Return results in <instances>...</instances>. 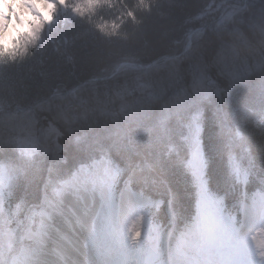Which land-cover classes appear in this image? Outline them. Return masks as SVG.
Listing matches in <instances>:
<instances>
[{"label":"trees","instance_id":"obj_1","mask_svg":"<svg viewBox=\"0 0 264 264\" xmlns=\"http://www.w3.org/2000/svg\"><path fill=\"white\" fill-rule=\"evenodd\" d=\"M244 1L66 0L64 7L55 6L51 26L43 24L42 30L13 40L9 48L1 47L0 103L7 108L37 103L21 123L18 111L1 113L0 136L26 126L28 114L35 129L36 114L43 115L42 124L52 120L61 129L67 161L48 171L40 153L21 159L13 151L2 152L18 171L10 196L12 206L20 209L18 216L40 201L47 173L48 188L50 182L65 179L83 157L89 161L98 151L124 169L135 193L162 202L170 199L177 232L186 230L201 191L196 176L184 165L186 150L181 142L197 111L209 161V193L236 215L244 198L250 206V196L264 190V0H248L245 7L229 8L219 18L226 5ZM197 28L201 29L192 45L178 59L122 70L109 80L81 87L76 99L52 97L105 76L123 62L146 65L180 54ZM232 58H240L239 68L232 67ZM208 74L223 88L220 96L207 83ZM201 80L207 91L200 95ZM140 82L152 86V96L126 107L120 118L99 108L65 122L63 113L68 109L96 101L112 87L122 92ZM171 104L180 112L166 116ZM182 111L188 113L181 115ZM232 157L242 174L247 172L246 181H238L231 171ZM146 220L139 234L162 233L169 227L163 206L149 212Z\"/></svg>","mask_w":264,"mask_h":264},{"label":"rangeland","instance_id":"obj_2","mask_svg":"<svg viewBox=\"0 0 264 264\" xmlns=\"http://www.w3.org/2000/svg\"><path fill=\"white\" fill-rule=\"evenodd\" d=\"M60 1V3H64L65 0H57ZM47 9H46V15H41L36 12H33L35 19H31L27 21V27L28 31H23L21 28H17L16 36L13 37V33L9 34L4 39L0 40V48L1 47H10V44L13 40H18L22 36H28L29 34L35 32L38 30L37 21L39 23L44 24L46 26H51L52 21V10H53V1L52 0H45ZM60 6V4H59ZM224 9H222L223 11ZM23 21V20H22ZM24 24V21L22 22V25ZM238 59V58H236ZM222 63L227 66V61L221 58ZM187 114L188 111L184 112L182 111L180 114ZM29 115L28 122L26 126H24L23 129H29L31 128L33 122L32 115ZM191 119L189 120L190 124L182 135V140H186L187 146L189 147V156H188V168L192 171L200 169L202 165V156L200 154V150L198 148V138H197V131L198 127L196 126V121L194 118L198 116V111L195 112L193 115H191ZM139 119H141L139 117ZM177 119L179 120L178 116ZM177 119H175V123L177 122ZM20 127V126H19ZM17 127V129L19 128ZM54 126H42L40 125L39 128V134L43 131L45 132L48 128H51ZM191 127V134H188L189 128ZM58 130V143L61 146L60 137L62 136V133L59 129ZM42 131V132H41ZM175 129L171 130V133L173 134ZM88 134L81 135L84 139H86ZM197 140V143H196ZM184 142V141H182ZM7 143L3 138L0 137V148H4ZM22 145L27 146L29 145V142L24 141L22 142ZM61 150V147H60ZM27 151V150H22ZM29 151V150H28ZM32 151V149H31ZM29 152H25V154H29ZM60 152V151H59ZM58 152V153H59ZM96 168H94V171L86 170L84 168L81 169V172L78 174L73 175L71 178L63 179L60 182H55L50 184V188L55 191L56 194H60V197L64 198V195L67 192V189H70L71 187H82V186H89V187H99L104 186L105 190H109V184L112 182V178H114L116 171L113 170V166L111 167L110 163L108 161L100 160L99 163L94 165ZM100 167V168H98ZM98 169H100L98 171ZM233 171L235 174H238V177H242V170L237 166H232ZM84 171V172H82ZM244 179L247 178L246 171L243 176ZM69 180V181H68ZM7 178L5 175L4 167L0 165V188L2 186H6ZM59 185L61 188L59 190ZM83 188V187H82ZM72 190V188L70 189ZM12 191V187L9 189H5L3 193H0V264H4L6 261V264H64L61 261L60 255H58L55 251L50 250V248L44 244L46 242L42 241V238H44V231H46V228L44 227V220L47 216H51V213H48L47 210H45L44 207H36V209H29L28 210V223L32 224L33 221L31 220V214L33 213L34 217H38L37 221V232H36V240L38 243V251L33 252L32 254H29L30 249L35 246L34 238L31 236V234H26L27 237V244L29 245L24 248L23 247V241L21 236L23 235L22 229L24 224H21V220H19L18 214L19 207L18 206H12L10 203V194ZM64 192V193H63ZM110 193V192H109ZM106 197V196H105ZM134 198V195L131 193H127L124 198V217L123 222L125 225H130L131 229L134 224V218L136 216V213L139 212L140 208L136 203L131 202V200ZM110 203L107 201V204L109 206V212L105 213L100 217L99 221L95 223L92 226L91 230V242L98 247L102 252V264H136L138 260L136 259V255H131V241H130V235L133 234L131 230L128 228V232H125L123 230V225H118V215H121V212H118V210L114 209V203L111 200V195L109 194ZM128 200V203H127ZM260 200V199H259ZM259 207L256 206L255 209L253 208V213L251 212L253 216V229L252 232H249L247 235L243 232L244 235H242V239L240 241L234 240L235 234H229L230 240L233 242V246L237 247L236 249V255L238 254V257H234L232 259H228V257L225 259L224 257L220 259V263L217 261L216 264H264V219L259 221V218H257ZM123 210V209H122ZM45 213L46 216H45ZM126 213V214H125ZM255 214V216L253 215ZM219 218L218 211L214 209L210 203L208 198L200 199L196 205L195 213L193 215L192 221L190 222V226L188 229V232H186L188 235L186 237L179 238V245L177 247H173V262L176 264H194V261L192 259L193 255H209L212 254V245H229L230 240H226L223 235H228L227 233L230 231V233L233 231V228H225L220 227L219 224L215 223L217 219ZM246 218L249 221V217L246 214ZM220 219V218H219ZM221 220V219H220ZM248 224V222H247ZM251 224V225H252ZM219 225V226H218ZM240 227V225H239ZM225 230V231H224ZM238 231L237 229L234 230ZM128 234V235H125ZM40 235V236H39ZM34 236V234H33ZM127 237V238H125ZM233 237V238H232ZM70 246L73 249H77L79 252H84V246L87 244L83 242L84 244L75 243L74 240L70 239ZM164 247L166 246V239L163 240ZM246 252L248 253V260L246 262H243L239 259V253H242L240 248H244ZM12 250L10 252L11 257L8 260H6V256L4 255L5 250ZM218 250H216L217 252ZM9 254V255H10ZM86 258V255L83 256ZM201 258V256H200ZM218 255L216 253L215 259L217 260ZM242 259V258H241ZM215 264V263H211Z\"/></svg>","mask_w":264,"mask_h":264},{"label":"bare ground","instance_id":"obj_3","mask_svg":"<svg viewBox=\"0 0 264 264\" xmlns=\"http://www.w3.org/2000/svg\"><path fill=\"white\" fill-rule=\"evenodd\" d=\"M46 9H47V6H46V3H41V0H22V6L20 8V11L17 13V23L18 24H21L22 25V20H21V15L24 13L25 10H32V12H36L38 14H41V15H46ZM6 20H9L11 19L10 16H6L5 17ZM17 26L16 25H13L12 26V29H9L8 28V25L5 24L4 25V30L3 31H0V40L4 39L5 37H7L9 34H12L13 33V37L16 36V31H17ZM237 59H233L232 58V61H236ZM40 138L42 140V142L44 143V146L45 148L49 151V153H51L53 156H55L57 154V152L60 151V147H59V144H58V139H57V131L55 128L51 127V128H48L45 132H42L41 135H40ZM57 221V222H55ZM57 223L56 225L54 223ZM59 223V224H58ZM61 223V220L60 218L57 216L56 219H53L50 222H48V234L49 236L50 235H53L54 238V241L53 243H48L49 245H54L55 243L61 245L62 244V239L64 240H67V237L68 238H74L76 241H79L77 238H81L79 235L75 234L73 232L72 229H70L67 224H60ZM57 226H61V228H58ZM72 227V226H71ZM50 228V230H49ZM73 228V227H72ZM74 235L77 237L75 238ZM87 236H85L86 238ZM51 238V236H50ZM89 238V237H88ZM89 240V239H88ZM65 245V244H63ZM52 246H51V249H52ZM86 247V252L84 254L87 255H90L91 253V250L89 248V246H85ZM102 258V255L99 256V259ZM73 259V258H72ZM70 259V261H63L61 259L60 262L64 263V264H76L74 259L72 260ZM74 261V262H71ZM90 260L91 262L95 261V259H93L92 256H90ZM96 264H101L99 261L98 263Z\"/></svg>","mask_w":264,"mask_h":264},{"label":"clouds","instance_id":"obj_4","mask_svg":"<svg viewBox=\"0 0 264 264\" xmlns=\"http://www.w3.org/2000/svg\"><path fill=\"white\" fill-rule=\"evenodd\" d=\"M45 0H41V3H44ZM22 6V0H0V31L4 30V25L7 24L9 29H12L13 25L21 28L23 31H28L27 21L35 19L32 10H25L21 15V20L24 21V24L17 23V13L20 11ZM10 16L11 19L6 20L5 17ZM38 29L42 30L43 24L37 21ZM26 50V49H25Z\"/></svg>","mask_w":264,"mask_h":264}]
</instances>
